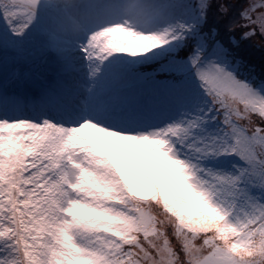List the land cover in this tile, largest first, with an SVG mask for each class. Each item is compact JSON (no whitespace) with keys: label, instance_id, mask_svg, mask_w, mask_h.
Masks as SVG:
<instances>
[{"label":"snow or ice","instance_id":"6c2138e0","mask_svg":"<svg viewBox=\"0 0 264 264\" xmlns=\"http://www.w3.org/2000/svg\"><path fill=\"white\" fill-rule=\"evenodd\" d=\"M0 264H264V0H0Z\"/></svg>","mask_w":264,"mask_h":264},{"label":"trees","instance_id":"16d2710c","mask_svg":"<svg viewBox=\"0 0 264 264\" xmlns=\"http://www.w3.org/2000/svg\"><path fill=\"white\" fill-rule=\"evenodd\" d=\"M256 58H257V60L259 59V53L256 54Z\"/></svg>","mask_w":264,"mask_h":264}]
</instances>
